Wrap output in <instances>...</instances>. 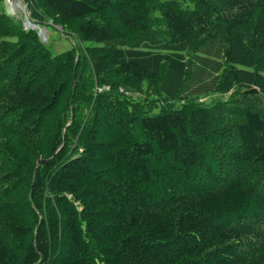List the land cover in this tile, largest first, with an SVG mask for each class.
Masks as SVG:
<instances>
[{
    "label": "trees",
    "instance_id": "16d2710c",
    "mask_svg": "<svg viewBox=\"0 0 264 264\" xmlns=\"http://www.w3.org/2000/svg\"><path fill=\"white\" fill-rule=\"evenodd\" d=\"M23 1L91 47L0 11V264H264V0Z\"/></svg>",
    "mask_w": 264,
    "mask_h": 264
},
{
    "label": "rangeland",
    "instance_id": "374dc122",
    "mask_svg": "<svg viewBox=\"0 0 264 264\" xmlns=\"http://www.w3.org/2000/svg\"><path fill=\"white\" fill-rule=\"evenodd\" d=\"M10 5H12L13 10H9L6 7V0H0V11L3 10V7L6 9V12L10 14L9 16L16 18L21 21V26L24 30H34L36 31L37 37L39 40L47 47H49L54 53H60L70 49L74 44L79 46V51L82 53H88L87 48L91 47L88 42L82 43L81 39L76 36L75 34H64L68 32L67 29L62 27L59 24H53L52 19H48L46 23H37L38 25L34 24L30 19V12L27 5L24 3L23 0H9ZM30 20V25L28 21ZM27 25V29L25 27ZM86 45V46H85ZM84 53V54H85ZM80 53L81 62L80 64L83 65V55ZM78 61V59H77ZM102 87H96V90L101 89ZM140 92L135 93L133 99H142L143 96L146 94L145 89L138 90ZM126 95L129 93H125ZM231 93L223 94V95H211V96H203L200 99V102L208 101L209 103L224 101L230 98Z\"/></svg>",
    "mask_w": 264,
    "mask_h": 264
},
{
    "label": "built area",
    "instance_id": "2783aa9c",
    "mask_svg": "<svg viewBox=\"0 0 264 264\" xmlns=\"http://www.w3.org/2000/svg\"><path fill=\"white\" fill-rule=\"evenodd\" d=\"M104 88H105V89H108V88H109V86H104ZM98 90H99V91H101V89H98Z\"/></svg>",
    "mask_w": 264,
    "mask_h": 264
}]
</instances>
